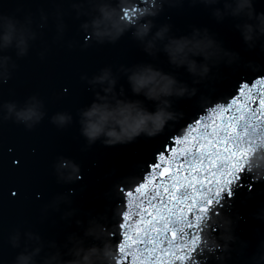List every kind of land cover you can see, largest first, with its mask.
<instances>
[{
	"label": "water",
	"instance_id": "obj_1",
	"mask_svg": "<svg viewBox=\"0 0 264 264\" xmlns=\"http://www.w3.org/2000/svg\"><path fill=\"white\" fill-rule=\"evenodd\" d=\"M156 2L128 0L129 6L119 10L122 15L128 13L123 17L129 32L115 44L84 46L80 26L87 17L73 9L74 0H0V12L6 14L32 13L37 19L41 13L46 15L25 57L17 58L14 49L7 50L17 68L7 82H0V105L12 101L23 106L35 95L43 102L46 113L32 130L12 120H0V264H12L24 248L25 233L39 235L44 244L55 240L62 245L67 239L75 240L90 224L103 225L116 256L111 241L123 210L121 189L134 188L153 152L171 144L177 130L183 134L186 128L181 126L194 115L206 114L201 109L223 103L237 83L254 82L264 74L261 42L249 49L234 26L237 19L226 17L217 22L210 8L192 0H180L175 6L165 4L154 23L157 27L170 24L172 35L187 34L192 27H206L224 49L238 53L239 60L230 66L220 63L212 67L205 79L193 84V77L183 67L169 64L162 51L148 55L130 32ZM253 2L257 12H264V0ZM111 3L119 6L121 0ZM61 23L66 30L58 37L56 28ZM69 44L73 47L69 48ZM138 63H150L173 74L189 87H195L196 94L191 98H172L173 110L179 115L154 137L141 136L131 143L111 147L100 141L88 146L80 135L78 112L91 103L93 90L81 76L91 77L110 66L118 77L117 91L123 86L128 98L143 100L151 110L153 102L134 96L126 77L117 71L121 65L130 67ZM61 111L69 112L72 122L57 128L50 117ZM62 158L80 166L79 179L66 182L61 178L57 164ZM262 208L264 182L257 183L253 193L240 192L231 207L211 217L204 229L207 249L199 264H264ZM211 226L215 232L210 231ZM17 232L21 235L20 247L14 248L10 237Z\"/></svg>",
	"mask_w": 264,
	"mask_h": 264
},
{
	"label": "clouds",
	"instance_id": "obj_2",
	"mask_svg": "<svg viewBox=\"0 0 264 264\" xmlns=\"http://www.w3.org/2000/svg\"><path fill=\"white\" fill-rule=\"evenodd\" d=\"M179 2L157 0L156 7L145 12L130 33L145 53L155 56L162 51L169 64L183 67L193 77V84H197L209 75L212 67L220 63L230 66L239 60V55L224 49L222 42L206 27H192L189 33L182 35H172V26L168 23L157 27L154 20L164 5L175 6ZM192 3L210 8L217 22L226 17L237 19L239 22L234 26L245 45L251 49L260 41L264 47V12L256 11L253 0H192ZM126 6H129L128 0H121L119 6H113L111 0H74L73 9L78 15L87 17L80 26L84 36L88 37L84 46L115 44L128 33L129 25L119 10ZM16 11L21 13V9ZM44 21L46 15L43 13L37 19L32 13L10 15L0 12V82H7L17 68L13 58L6 54L7 50L14 49L17 58L25 57L30 42L37 39V29ZM65 30L66 25L58 24L57 36L62 37ZM198 57L201 59L197 60ZM41 58H44L43 54ZM117 71L126 77L132 94L153 102L154 108L150 110L143 100L128 98L123 86L117 91L118 77L110 66L101 68L91 77L82 75L81 80L93 90L91 103L78 112L80 135L88 146L100 141L111 147L131 143L141 136L160 134L168 122L179 115L173 110L172 98H191L197 91L150 63L130 67L121 65ZM0 113V120H12L28 130L46 115L43 102L35 95L30 96L23 106L5 101L0 105ZM50 122L57 128H64L72 122V115L66 111L56 112ZM249 163L254 172L264 177V148L254 152ZM57 170L66 182L79 179L81 172L78 164L63 158L58 161ZM102 229L101 224H90L75 240L67 239L62 245L55 240L44 244L39 235L25 233L24 248L17 253L12 264H115V253ZM20 241L19 232L10 237L14 248L20 247Z\"/></svg>",
	"mask_w": 264,
	"mask_h": 264
},
{
	"label": "snow or ice",
	"instance_id": "obj_3",
	"mask_svg": "<svg viewBox=\"0 0 264 264\" xmlns=\"http://www.w3.org/2000/svg\"><path fill=\"white\" fill-rule=\"evenodd\" d=\"M200 111L206 114L194 115L183 134L177 130L171 144L153 152L134 188L121 189L115 264H199L210 218L264 182L249 163L264 148V74Z\"/></svg>",
	"mask_w": 264,
	"mask_h": 264
}]
</instances>
